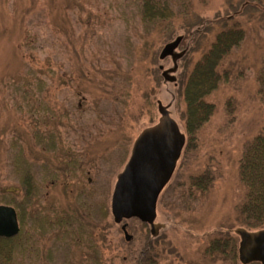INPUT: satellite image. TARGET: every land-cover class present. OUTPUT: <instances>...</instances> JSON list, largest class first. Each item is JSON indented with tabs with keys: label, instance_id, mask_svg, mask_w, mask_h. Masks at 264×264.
I'll return each instance as SVG.
<instances>
[{
	"label": "rangeland",
	"instance_id": "1",
	"mask_svg": "<svg viewBox=\"0 0 264 264\" xmlns=\"http://www.w3.org/2000/svg\"><path fill=\"white\" fill-rule=\"evenodd\" d=\"M160 1L171 12L165 26L152 27L141 20V0H0V205L17 208L5 200L12 197L5 187L16 180L14 152L43 165L39 177L46 162L55 173L53 185L39 178L38 204L23 203L22 229L33 231L34 247L13 264H233L208 250L218 231L240 241L235 230L243 227L238 206L246 186L239 162L264 130L257 80L264 0L260 7L253 0ZM198 27L200 33L175 50L186 51L171 73L175 79H164L160 66H174L171 56L160 58L166 42ZM232 27L242 28L244 37L219 66L218 87L206 96L214 111L188 142L183 76L216 35ZM159 101L169 107L186 142L158 199L159 234L152 237L147 223L131 218L128 241L114 221L111 198L135 140L160 119ZM44 115L53 118L43 121ZM207 174L211 180L203 190L194 180ZM36 211L46 221L65 216L77 239L63 237L58 228L40 236L33 228L41 216Z\"/></svg>",
	"mask_w": 264,
	"mask_h": 264
},
{
	"label": "trees",
	"instance_id": "2",
	"mask_svg": "<svg viewBox=\"0 0 264 264\" xmlns=\"http://www.w3.org/2000/svg\"><path fill=\"white\" fill-rule=\"evenodd\" d=\"M141 1L140 14L142 22L152 27L155 24L165 26L162 23L167 19L166 16L170 14L169 12H171L169 11V8H167L168 4L163 3L160 0ZM253 2H257L254 3L253 6L260 7L262 0H253ZM199 28L200 27L193 32L188 30L189 33L183 36L182 41L184 42V39L186 41V39L192 38L195 34H199ZM168 36L171 35L168 34ZM243 37L244 31L242 28L232 27L222 30L216 35L214 41L210 45V48L202 55L200 60L196 62L190 74L186 77L183 76L181 94H183L186 101V114L184 120L185 127L189 135L188 142L193 140L194 132L210 118V115L214 111V104L208 102L206 96L218 87L219 81L221 80L218 68L222 64L223 59L231 52L233 47L240 43ZM171 40L172 39L168 40L166 44L171 42ZM180 44H182V42ZM30 62L31 67L35 66L34 61L31 60ZM31 67L29 66V72L30 70L34 71ZM257 80L259 84L258 92L261 100L264 102V57ZM38 106L41 108L44 106V110H48L49 113L51 111V114H54V118L56 117L59 123L61 122L59 117L56 116V113H53V109L48 103L44 104L43 102L41 103V100H39ZM45 116L46 115H44V117ZM52 116L48 115L46 116V119H44L43 116L41 117L44 119H42L43 121H47L48 119L53 118ZM36 123H38V121H36ZM54 134L55 132L52 130V135ZM34 135L38 138V133H34ZM22 154L20 151L14 152L12 159V172L14 178H16V180H14L15 184L8 185L5 187L6 189L4 188L5 193L12 196L11 200H7V198L5 200L8 201V203L15 205L17 207L16 209L19 211L21 229L16 236L0 237V264H13L19 260L18 255H23L25 251L30 253L33 250V231H30L29 234V232L27 233L25 229H22L24 223L26 224V221L24 222L22 212L24 210L23 203L28 200L30 204H33V206L34 204H38L37 201L40 200L39 178H41V182H50L54 181L55 177V173L50 170L51 167L48 162L45 163L48 168L44 170L43 176L39 177L37 169L43 165L39 162L31 161L26 157V155ZM17 158H20L19 162L17 161ZM22 160H24L25 163H23ZM28 160L31 162H28ZM239 163L240 178L246 186V194L244 200L238 206V220H240L243 227L258 231L264 229V130L255 135L254 138L247 144ZM210 180V176L207 174L195 179L194 184L203 190H207ZM53 184L55 183L50 182L49 185ZM17 195L20 196L21 200L17 199V201H15ZM5 200L3 202H5ZM37 213L41 214V212ZM40 217L42 218V223L39 222ZM40 217L38 218L37 227L33 226L34 229L36 228L35 231H38L40 236L45 237L46 234H52L53 231L58 228L60 231L58 234H61L63 237H68L67 234H71L72 237L77 239V232L69 231L67 229L69 223L65 216L54 217L49 221H46V217L43 214H41ZM57 236L60 238L59 235ZM90 236L92 237V233ZM156 236L157 235L152 234V237ZM236 237L231 233L218 231V234L211 241L208 253L219 256L221 259H229L231 263L237 264V261H240V259L238 252L239 240L237 239L238 237ZM77 242H79V240H77ZM150 248L151 244H148L142 250L141 255H145ZM247 264L261 263L250 262Z\"/></svg>",
	"mask_w": 264,
	"mask_h": 264
},
{
	"label": "water",
	"instance_id": "3",
	"mask_svg": "<svg viewBox=\"0 0 264 264\" xmlns=\"http://www.w3.org/2000/svg\"><path fill=\"white\" fill-rule=\"evenodd\" d=\"M183 36L167 43L161 51L160 58L172 56L174 66L165 70L161 65L162 76L166 80L178 68L177 60L185 50L176 53ZM161 115L158 123L145 128L135 140L131 156L123 171L118 175L112 198L111 211L117 223L130 218H138L151 226V233L157 235L160 225L155 223L156 206L159 194L168 183L175 170L183 146L185 135L169 110L158 102ZM126 240L132 235L127 231V223L121 226ZM19 221L15 207L0 205V237H13L19 233ZM239 235V259L243 264L260 262L264 264V229L249 231L243 227L235 230Z\"/></svg>",
	"mask_w": 264,
	"mask_h": 264
},
{
	"label": "flooded vegetation",
	"instance_id": "4",
	"mask_svg": "<svg viewBox=\"0 0 264 264\" xmlns=\"http://www.w3.org/2000/svg\"><path fill=\"white\" fill-rule=\"evenodd\" d=\"M121 226H122V224H121ZM128 227V226H127ZM128 229V228H127Z\"/></svg>",
	"mask_w": 264,
	"mask_h": 264
}]
</instances>
